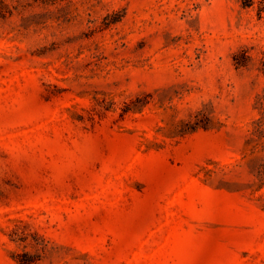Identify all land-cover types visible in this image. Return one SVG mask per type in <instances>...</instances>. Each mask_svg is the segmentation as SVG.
Instances as JSON below:
<instances>
[{
    "label": "rangeland",
    "instance_id": "rangeland-1",
    "mask_svg": "<svg viewBox=\"0 0 264 264\" xmlns=\"http://www.w3.org/2000/svg\"><path fill=\"white\" fill-rule=\"evenodd\" d=\"M264 0H0V264H262Z\"/></svg>",
    "mask_w": 264,
    "mask_h": 264
},
{
    "label": "trees",
    "instance_id": "trees-1",
    "mask_svg": "<svg viewBox=\"0 0 264 264\" xmlns=\"http://www.w3.org/2000/svg\"><path fill=\"white\" fill-rule=\"evenodd\" d=\"M262 63L264 64V59H263V62ZM263 71H264V66H263ZM262 116H264V110H263ZM33 260H34L33 258H29V259H27L25 261V264H30L31 262H33ZM261 262H262V264H264V257L261 258Z\"/></svg>",
    "mask_w": 264,
    "mask_h": 264
}]
</instances>
